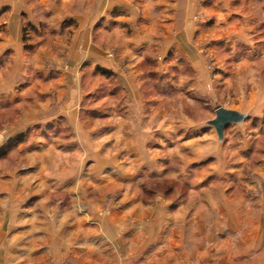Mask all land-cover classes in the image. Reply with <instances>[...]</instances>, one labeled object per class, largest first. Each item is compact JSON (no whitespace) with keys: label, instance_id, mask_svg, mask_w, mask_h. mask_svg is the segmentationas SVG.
Segmentation results:
<instances>
[{"label":"crops","instance_id":"0c3cea01","mask_svg":"<svg viewBox=\"0 0 264 264\" xmlns=\"http://www.w3.org/2000/svg\"><path fill=\"white\" fill-rule=\"evenodd\" d=\"M184 2L181 6L180 0H0V126L8 138L25 135L16 159L29 163L18 172L15 164L3 171L12 176L7 185L0 177V207L9 209L6 221L12 227L23 219L15 212L22 200H33L32 208H59L52 202L54 195L68 193L75 203L82 199L76 194L89 187L99 191L119 183L122 205L105 218L109 216L115 227L134 217L138 231L143 216L165 214L164 207L172 200L161 203L154 198L145 205L135 193L142 184H133L134 179L163 176L167 169L191 189L192 173L207 164L210 172L201 174L205 178L199 177L195 189L206 188L210 177L234 181L228 187L218 185L214 193L203 190L201 200L218 209L213 214L264 224V212L257 219L248 214L252 206L264 205L263 197L233 199L228 194L245 182L242 169L252 156L249 146L264 133V36L256 18L257 11L264 13V0ZM198 15L203 20L194 21ZM208 35L218 63L213 76L197 45ZM162 54L170 58L160 60ZM160 95L169 100L171 114L159 111ZM176 96L189 100L197 96L193 104L213 112L212 119L190 118L183 105L175 108ZM225 96L232 98L229 107L221 106ZM219 107L241 115L222 136L211 123ZM234 153L243 154L241 160ZM180 203L172 224L176 249L193 236L186 229L191 223L188 207L196 208L199 198ZM89 206L87 214L72 207L53 222L78 225L75 231L81 234V225L97 220L99 205ZM220 206L226 210L222 214ZM105 218L100 221L108 228ZM115 230L111 227L109 232ZM28 231L26 227L24 235ZM250 233L235 234L247 240ZM229 234L225 239H232ZM256 238L255 232L253 247ZM22 254L32 256L33 251ZM252 261L255 264L256 259Z\"/></svg>","mask_w":264,"mask_h":264},{"label":"rangeland","instance_id":"374dc122","mask_svg":"<svg viewBox=\"0 0 264 264\" xmlns=\"http://www.w3.org/2000/svg\"><path fill=\"white\" fill-rule=\"evenodd\" d=\"M184 3V0H180L181 6ZM256 13L257 23L260 22L262 24L264 13L260 11ZM202 18L204 17L200 15L195 16L194 21L203 20ZM261 24H258L259 26L257 25V27L260 34L264 36V24ZM46 41L50 43L52 39ZM211 41L212 35H208L197 45L201 54L206 58V68L209 74L213 76L218 63L215 50L210 48ZM168 56V54L166 56L162 54L159 56V59L168 60L170 58ZM163 82L164 80H161V83ZM148 83L150 90H152V82L149 80ZM152 91V94H156L155 90ZM159 98V111L163 112L165 110L168 112L169 109L171 110L169 100L161 95ZM224 99L225 101L222 102L221 106L229 107L232 105L231 96H225ZM194 100H198V97L193 96L189 100L176 96L173 103L176 109L181 108L180 106L183 105L185 114L190 118L198 121L206 117L212 119L214 113L198 109L199 106L197 107L193 104ZM214 105L215 103L208 104L209 108H213ZM168 114H171V112L169 111ZM24 136H18L14 139L8 138L7 132L0 126V170L3 173L0 174V177L1 181H4V185H7L8 179L12 176L3 171H8V168H11L14 164L17 172L26 169L29 165L26 159H16L19 155L16 149L23 142L24 139L22 138ZM19 137H21L20 140L16 142V139H19ZM230 150L236 152V149ZM249 150L252 152V156L245 161L244 168L242 169L245 182L228 191V194L233 196V199L241 198L245 195L264 198V133L251 143ZM234 157L241 160L243 154L236 153ZM205 166L204 168L201 166L200 171L192 173L190 177L191 182H189L191 189L185 188L182 185L183 182L176 177H172L171 171L167 169H165L166 171L163 176L145 174L143 180L134 179L135 181L133 182L135 183L133 184H142L140 190L138 185V190L135 193L141 196L139 198L143 200L145 205L154 198H159V202L162 199L172 200L170 207L169 205H167V208L166 206L164 207L165 214L155 216L157 213L154 211L143 216L142 223L138 225V231L135 230V223L137 221L135 222L134 217L133 219H129V221H125L122 225L115 226L116 228L110 224L109 216L105 218L107 214L118 210L122 205L121 195L123 193H121L119 183H110L111 185L108 184L106 189L99 191L89 187L88 191L76 194V197L81 195L83 200L81 198L78 200L77 198L75 203L72 202L68 193L54 195L52 202L54 206L57 203L59 208L56 206L55 208L44 209L32 208V205H34L33 200L29 202L22 200V207L16 208L15 212L18 213L19 218L24 219L23 216L25 215L31 216L16 223L15 227H12L6 221L9 209L0 207V264H20V259H25V263L22 262L21 264H254L251 263L254 259H256L255 264H264L263 256L260 257L264 252V224H246L238 221L239 219L235 216H230L231 214L228 216L223 215L222 211L226 210L221 209V206L219 210L222 216L214 215L213 212L218 213V209L215 208L216 211H214L213 206H210L209 202L205 203L201 200V194H204L203 190H207V193L210 194L217 191L218 185H227L228 187L234 184V181L230 178H226L224 182L222 176H216L214 178L210 177L207 180L206 188L200 187L195 189L194 185L200 182L199 177L205 178L201 174L210 172V165L207 164ZM234 177L232 178L234 179ZM204 182L205 180L202 181V183ZM82 183L86 185L83 186L84 189L88 187L86 182ZM23 196L24 194H22V198ZM193 196L199 198V203L196 208L188 207L190 210L189 221L191 223L186 225V229L192 231L193 236L191 239L181 241V247L176 249L178 246H176L175 239H172L174 236L172 224L175 223L173 215L177 213V207L181 204V200L185 203L186 200L188 202ZM26 198L24 197L23 199ZM91 204L99 205L95 209L97 220L90 221L91 219L89 218L90 222H85L84 225L80 226V229H82L81 234L75 231V227L78 225L67 222H64L65 224L53 222L54 219H61V216L67 215V211L72 207L75 209V212L87 214L88 210L91 209L89 206ZM201 210H205L203 215L196 216L195 212ZM25 211H27V214ZM244 212L246 215L248 210L246 209ZM263 212L264 205L256 204L249 209L248 214L256 216L257 219ZM100 218H105L104 221H108V228L111 229L112 227L116 229V233H110L107 226H105L106 224L103 225ZM26 227L29 231L27 235H24ZM93 230L95 232L92 233L91 231ZM245 230L252 231L250 233L251 237L247 240L237 239L238 235L235 233H241ZM46 231L51 232V234L48 235ZM255 232L257 238L253 247L252 238L255 237ZM15 233L16 238L14 236ZM227 233H230L228 237H232V239H225ZM221 234L224 236H220ZM183 244H187L188 246H184ZM88 249L92 252L88 253ZM30 251H33L32 256L22 254L30 253Z\"/></svg>","mask_w":264,"mask_h":264},{"label":"water","instance_id":"95a60500","mask_svg":"<svg viewBox=\"0 0 264 264\" xmlns=\"http://www.w3.org/2000/svg\"><path fill=\"white\" fill-rule=\"evenodd\" d=\"M241 119V115L237 112L228 110L224 107H219L216 110V117L211 120V123L215 126L220 136L223 135L225 127L234 121Z\"/></svg>","mask_w":264,"mask_h":264},{"label":"trees","instance_id":"16d2710c","mask_svg":"<svg viewBox=\"0 0 264 264\" xmlns=\"http://www.w3.org/2000/svg\"><path fill=\"white\" fill-rule=\"evenodd\" d=\"M20 138H21V137H19V139H16V142H17L18 140H20ZM9 146H10V145H9Z\"/></svg>","mask_w":264,"mask_h":264}]
</instances>
